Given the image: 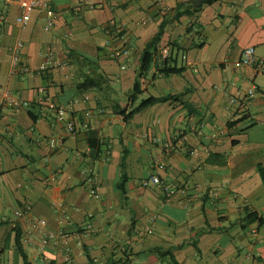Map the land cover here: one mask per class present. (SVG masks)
<instances>
[{
    "label": "crops",
    "instance_id": "0c3cea01",
    "mask_svg": "<svg viewBox=\"0 0 264 264\" xmlns=\"http://www.w3.org/2000/svg\"><path fill=\"white\" fill-rule=\"evenodd\" d=\"M194 1L45 0L20 29L0 0V264H264V228L243 221L264 216V75L240 65L247 47L264 62V0ZM161 24L158 52L183 71L151 67L132 103ZM150 176L168 192L142 187Z\"/></svg>",
    "mask_w": 264,
    "mask_h": 264
},
{
    "label": "built area",
    "instance_id": "2783aa9c",
    "mask_svg": "<svg viewBox=\"0 0 264 264\" xmlns=\"http://www.w3.org/2000/svg\"><path fill=\"white\" fill-rule=\"evenodd\" d=\"M8 2L16 3L22 10L21 15H19L16 18V24L20 29L26 28L29 19L30 14L34 9H38L44 5L45 0H7ZM22 49V44L20 42L15 43V45L11 49V55H12V68L13 70H18L19 72L23 74H27L30 72V69L28 67L20 66V51ZM160 58L162 60L164 59H170L171 58V50L169 48H165L160 51ZM182 59L185 60V56H182ZM240 65L242 67H255V71L257 73H260L264 75V62L261 60H258L255 56L253 47H247L244 49L241 53L240 57ZM53 66V55L49 53L46 56L45 63L39 67V72H44L51 68ZM253 94V90H249L247 93V96H251ZM5 99L8 106L15 107V106H26L27 103L25 102H16L15 99L10 95L9 92H5ZM56 112V119L59 122H63L65 124V129L68 134H73L74 131V121L67 112L66 109L62 107H57L55 109ZM88 115V114H87ZM49 145L51 148H54L56 146V141L54 139H51L49 141ZM89 182H91L89 180ZM141 186L144 188L157 186L161 187L165 192H168V189L161 185V182L157 176H150L149 178L142 181ZM91 190L90 193L96 197L94 194V191L92 189V186H90ZM170 192V191H169ZM172 193V192H171ZM26 213V210L20 211L17 213V215L23 216Z\"/></svg>",
    "mask_w": 264,
    "mask_h": 264
},
{
    "label": "trees",
    "instance_id": "16d2710c",
    "mask_svg": "<svg viewBox=\"0 0 264 264\" xmlns=\"http://www.w3.org/2000/svg\"><path fill=\"white\" fill-rule=\"evenodd\" d=\"M215 0H208L207 3L211 4L212 2H214ZM183 13H179L177 16H175L176 18L182 16ZM164 26L161 24L158 28L157 33L149 40V42L145 45L140 59H139V67L137 70V79L134 82L133 85V89H132V93L129 96V100L134 103L137 99V97L141 94V89H140V79H142L143 77H145L147 75V73L149 72V70L151 69V67L155 68V74L160 75V76H170V75H179L181 74V72L183 71L182 67H176L175 65H173V61L171 59H164L162 60L160 58V52H158V44L162 35V31H163ZM83 89H87L88 85L82 84L81 86ZM179 97H175V96H164V97H160V98H154V97H148L147 99H144L142 101H140L135 107H133L132 109H130L128 112L126 109L120 111L118 114H120L122 116V119L124 121H128L129 119L132 118V116L136 113H138L139 111H141L142 109L157 104V103H163L166 102L168 100H173V99H178ZM90 147L92 149L96 148L94 146V144L90 143ZM123 166V163L121 164V168ZM260 179H261V183L262 186L264 188V170L261 167L257 168ZM123 182L124 180H122L118 185L117 188L123 192ZM243 221L245 223V228L247 226H250L252 224H256L257 227H263L264 228V216H260L258 215V213H256L255 211H248L247 209H245V215L243 217ZM15 244L16 247L18 249L19 254H21V256H23L22 254V248H21V243H20V233L18 230H16V235H15ZM172 264H176L175 261L172 262Z\"/></svg>",
    "mask_w": 264,
    "mask_h": 264
},
{
    "label": "water",
    "instance_id": "95a60500",
    "mask_svg": "<svg viewBox=\"0 0 264 264\" xmlns=\"http://www.w3.org/2000/svg\"><path fill=\"white\" fill-rule=\"evenodd\" d=\"M200 4V0H195L194 2H192V5L195 7V5Z\"/></svg>",
    "mask_w": 264,
    "mask_h": 264
},
{
    "label": "rangeland",
    "instance_id": "374dc122",
    "mask_svg": "<svg viewBox=\"0 0 264 264\" xmlns=\"http://www.w3.org/2000/svg\"><path fill=\"white\" fill-rule=\"evenodd\" d=\"M143 98H146V97H143Z\"/></svg>",
    "mask_w": 264,
    "mask_h": 264
}]
</instances>
